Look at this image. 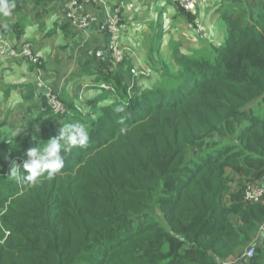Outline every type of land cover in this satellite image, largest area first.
Masks as SVG:
<instances>
[{
	"label": "trees",
	"instance_id": "trees-1",
	"mask_svg": "<svg viewBox=\"0 0 264 264\" xmlns=\"http://www.w3.org/2000/svg\"><path fill=\"white\" fill-rule=\"evenodd\" d=\"M226 1L219 10L225 44L191 52L177 45L160 60L159 35L147 65L160 74L135 85L133 95H125L126 80L150 75L131 76L144 69L132 68V46L119 36L130 50L119 64L93 52L99 92L84 103L99 111L94 119L59 97L67 112L53 115L39 89L46 109L31 116L26 138L0 142L8 159L0 202L21 193L31 207L17 230L5 226L12 242L0 250V264H220L252 240L264 224V201L247 203L243 189L264 176V0ZM21 22L14 24L20 35ZM115 91L122 100L111 102ZM75 121L88 128V142L61 153L64 168L52 179L32 184L23 169L19 182L6 177L11 160L26 159L29 148ZM246 264H264V243Z\"/></svg>",
	"mask_w": 264,
	"mask_h": 264
},
{
	"label": "crops",
	"instance_id": "crops-1",
	"mask_svg": "<svg viewBox=\"0 0 264 264\" xmlns=\"http://www.w3.org/2000/svg\"><path fill=\"white\" fill-rule=\"evenodd\" d=\"M66 3L67 0H23L15 6L16 9L10 16H0V24L7 23V32L12 34V25L22 20L19 23L22 26H17L22 29L21 36L13 44L19 46L22 42L31 43L33 51L41 56L43 61L42 69L38 72L34 67H26L21 57H0V142L14 138L13 132H16V135L21 134L20 128H31V116L43 112L38 79V82L49 86L68 104L82 99L86 101L91 94L96 95L99 92V85L95 81L98 67L93 52L95 48L104 45L107 38L95 28L86 31L71 29L64 17ZM109 3L115 4V0ZM205 7L207 5L202 9ZM81 11L83 14L95 12L90 4H83ZM123 14L120 35L122 41L134 49L135 57L130 59L132 68L144 67L150 72L145 62L146 51L150 48L146 40L147 34L141 26L136 27L134 23L128 25V22L135 18L130 17V14L135 13L130 12L128 5ZM129 31L134 35H130ZM148 38L150 41V37ZM12 40L10 37V41ZM6 42L12 46L10 42ZM155 80L150 79V82Z\"/></svg>",
	"mask_w": 264,
	"mask_h": 264
},
{
	"label": "rangeland",
	"instance_id": "rangeland-1",
	"mask_svg": "<svg viewBox=\"0 0 264 264\" xmlns=\"http://www.w3.org/2000/svg\"><path fill=\"white\" fill-rule=\"evenodd\" d=\"M112 0H109V2ZM109 2L105 0H101V2H96L90 4L92 8L95 10L94 13H87L88 15L93 16L96 20L101 21L105 17V12L109 8H116L120 7V15H119V25L123 24L124 20V12L126 5L130 7V12L135 13L133 15L130 14V17L133 18L135 17L132 21L128 22V25L131 23H134L136 27L141 26L142 29H144V33L147 34L146 40L149 42L150 48L152 42H154L156 37L159 35L161 36V54H160V60L161 58H165L167 60L169 58V54H172L173 50L177 45H182L181 50L183 52H191L193 50H201L202 48H208V46L212 43L216 45H224L225 44V35L223 33V23L219 22V10L223 7L226 6V0H198V4L195 7V9L192 12L186 11L183 8L179 7L178 4L171 3L169 0H137L134 2V0H115V4H110ZM122 2V3H120ZM204 5H207L204 9ZM219 6V9L218 8ZM185 13L189 14V21L186 20L184 14L182 11ZM203 10V11H202ZM214 10V11H213ZM213 11V12H212ZM100 12V13H96ZM121 20V22H120ZM72 28V27H71ZM7 30H4L0 28V39L5 40L3 42L7 43L6 41L10 42V44L13 49L18 50L21 45L29 43V42H22L19 47L14 45L13 42H16L17 38L20 37L21 35L15 30L14 24L12 25V33H8ZM83 31H86V29H82ZM160 32V33H159ZM130 35H134L132 31H129ZM137 34H139L136 31ZM128 35V33H126ZM10 37L13 38L12 41H10ZM150 37V41L148 40ZM8 44V43H7ZM32 47V44L29 43ZM18 47V48H15ZM149 50L146 51L147 54V59L145 60L146 65H149L148 62V52ZM148 52V53H147ZM164 53V54H163ZM5 58V57H4ZM9 58V57H7ZM154 59H157L156 57H153ZM164 60V61H165ZM26 62V61H25ZM32 67L35 68L38 72L41 71L43 63L40 67L31 65ZM117 66L115 65L114 68ZM128 67V64L126 65ZM149 69L150 71V77L148 78H142L138 77L133 80H129L125 82V84H128L129 87L126 88L125 95H133V88L137 84H142V82L146 84H151L154 82H150V79L156 78L157 75H159V71L155 70V68ZM119 70V69H118ZM39 80V79H38ZM39 82L42 84L41 81ZM115 85V83H112ZM138 85V86H139ZM46 86V85H44ZM48 87V86H46ZM118 88H120V85H117ZM39 89H41L38 86ZM111 95V102L114 101H121V96L117 91L115 93L109 92ZM99 96L96 97L95 101L99 102ZM80 98V96H79ZM90 100L92 97H89ZM94 101V102H95ZM72 106L77 109V111L81 115H90L92 117L91 119H94L97 115L98 112L95 109V112L91 111V108L87 107L84 103V101L80 100L77 101L76 103H72ZM41 108L44 110L46 109V106L41 105ZM34 126H36L34 124ZM37 127V126H36ZM30 130L29 127L26 128H20L21 132V137L26 138V134ZM11 140V139H10ZM10 140H7L5 143L6 145H9L11 143ZM8 155V153H6ZM0 173L1 172H6L7 166H5L6 162H8V159H5L6 157L0 153ZM11 171V168L7 172L10 180L16 179L17 182L20 180V175L17 177L13 178L9 173ZM234 178H237L238 176L232 175ZM0 177H4L0 175ZM20 186V185H19ZM18 186V187H19ZM20 189V188H19ZM21 195L19 194H11L9 195L4 201L0 202V250L2 247H6L8 244H11V240H7L9 237V233L5 229L6 225H12L15 230H17V224L18 220L22 216H29V209L31 207L27 205L24 201H19L18 198ZM34 198L33 200H35ZM122 203H128L130 200L129 197H124L122 195ZM246 246V245H245ZM245 246L236 254L240 255L243 251ZM8 264H19L16 262L14 258H12L10 261H8Z\"/></svg>",
	"mask_w": 264,
	"mask_h": 264
},
{
	"label": "built area",
	"instance_id": "built-area-1",
	"mask_svg": "<svg viewBox=\"0 0 264 264\" xmlns=\"http://www.w3.org/2000/svg\"><path fill=\"white\" fill-rule=\"evenodd\" d=\"M169 1L178 4L179 7L189 12H192L198 4V0ZM96 2H101V0H67L64 17L69 22L70 26L76 30H89L93 24H98V31L102 34H107L108 41L104 46L105 48L102 47L94 51L96 57L102 61L108 57L117 64L122 63L126 57L129 58L130 50L129 48L122 47L119 43V36L121 34V25H119L120 7L109 8L105 12L104 19L98 21L93 16L83 14L81 11V6L83 4H92ZM18 56L27 58L34 66L40 67L42 65V60L33 55L29 43L21 45L20 48L16 50L9 46V44L3 41L0 42V57L15 58ZM148 74H150V72L146 69L139 71L131 70V76L133 75L134 77ZM38 86L43 91L42 97L53 115H63L67 112L65 105L49 87L44 86L40 82ZM16 161H18V165H20L23 159L11 160L10 165ZM243 199L250 204H259L264 201V176L259 180L244 185ZM262 243H264V224L258 228L255 236L245 246L244 251L240 255L237 257H229L227 260L220 262V264H246L252 259L256 249Z\"/></svg>",
	"mask_w": 264,
	"mask_h": 264
},
{
	"label": "clouds",
	"instance_id": "clouds-1",
	"mask_svg": "<svg viewBox=\"0 0 264 264\" xmlns=\"http://www.w3.org/2000/svg\"><path fill=\"white\" fill-rule=\"evenodd\" d=\"M15 8L14 0H0V16L8 17ZM0 28L7 30V23L0 24ZM116 111H124L123 107H117ZM16 132H13V136ZM89 139V130L81 122L75 121L65 123L59 128L58 134L50 138L47 143L36 144L29 148L26 153V159L22 164L17 165L13 162L10 175L15 178L23 169L24 179L35 184L38 179L45 174L48 179H52L64 168V157L62 152H68L72 147L85 146Z\"/></svg>",
	"mask_w": 264,
	"mask_h": 264
}]
</instances>
